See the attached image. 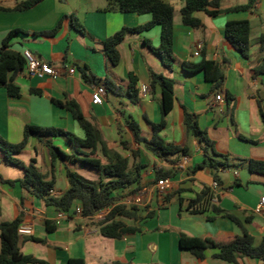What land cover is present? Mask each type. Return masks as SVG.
I'll return each mask as SVG.
<instances>
[{"label":"crops","instance_id":"0c3cea01","mask_svg":"<svg viewBox=\"0 0 264 264\" xmlns=\"http://www.w3.org/2000/svg\"><path fill=\"white\" fill-rule=\"evenodd\" d=\"M22 1L0 0V7L6 9L0 10V44L8 32L20 30L22 34L12 39L10 49L33 53L48 62L56 75L31 78L24 69L14 80L21 90L19 98H11L5 89H0V137L9 144H18L24 127L33 125L60 129L83 138L71 113L52 101L75 103L84 118L99 131L109 151L125 158L129 170L141 167L138 191L129 194L136 186L125 190L126 199L121 204L137 207L141 217L150 214V218L137 224L139 233L120 240L102 238L81 216L70 215L56 224L54 208L20 187L18 181L23 179V171L10 168L0 153V223L19 218L21 226L31 230L29 234H19L21 253L48 264H67L73 259H81L85 264H230L214 258L216 249H206L204 258L197 259L180 242L183 236L211 239L216 243L234 240L241 236V230L228 216L236 218L253 238V245L258 246L264 238V218L256 215L254 209L264 198V175L251 174L247 162L264 163V125L258 106L260 102L264 112V74H255L264 58L259 43L264 35V0H258L252 9L243 12L226 10L244 6L248 0H219L220 12L216 16L194 14L202 24L199 29L181 23L183 0H162L174 9L172 70L165 68L145 42L149 41L153 48L159 47V27L127 34L118 47L116 67H111L103 54L102 43L106 39L122 28L146 25L151 20L149 15L104 12L106 0H43L28 11H12ZM64 16L75 17L84 34L72 29L64 19L55 36L35 35L53 30ZM240 20L250 24L247 58L233 50L224 36L225 24ZM203 58L215 62L222 71L224 81L219 88L206 81L202 71H184L183 64L198 65ZM72 68L74 73L69 74ZM150 72L173 81V108L159 136L185 154L155 157L145 145L135 143L128 129V122L135 121L141 137L149 141L151 124L161 121V92L158 86H150ZM82 73L89 78L87 81ZM131 77L136 80L134 102L129 98ZM96 86L105 89L103 102L98 106L91 104ZM141 86L149 88L145 98L140 96ZM218 95L219 102L215 101ZM185 113L193 117L199 131L206 133L213 143V152L227 157V167L219 165L225 160L214 156L212 151L205 154L199 138L186 132ZM52 143L63 152L72 153L71 145L64 138H54ZM22 155L27 162L19 159ZM15 157L25 164L34 160L45 180L54 182L49 193L52 197H59L67 190L66 169L79 170L69 161L52 164L47 149L37 139H30ZM98 158L106 164L101 154ZM184 158L183 168H177ZM204 161L205 167L195 170ZM157 171L176 172L167 179L171 189L164 197L155 190ZM214 177L220 181L217 202L213 204L218 214L212 211L191 214L187 210L189 201L203 189L211 192ZM58 182L62 188L57 187ZM142 191L146 194L140 203H127ZM237 264L264 262L243 257Z\"/></svg>","mask_w":264,"mask_h":264},{"label":"trees","instance_id":"16d2710c","mask_svg":"<svg viewBox=\"0 0 264 264\" xmlns=\"http://www.w3.org/2000/svg\"><path fill=\"white\" fill-rule=\"evenodd\" d=\"M43 0H24L16 4L12 11H28L36 7ZM258 0H248L244 6L234 7L226 10V12H243L252 9ZM107 6L104 12H114L121 14H137L149 15L151 20L144 26L128 29L122 28L111 37L106 39L103 45V54L111 67H116L119 63L118 47L123 42L127 34L142 33L149 31L153 27L160 29V45L153 48L149 41H145L146 45L161 59L166 69L172 70L174 62L173 57V7L162 0H106ZM1 11H6L0 7ZM206 13L209 16H216L219 10V0H183V6L180 9L181 23L191 29H199L202 27L201 22L194 17L196 13ZM67 20L68 25L80 34H84L83 27L73 16H64L57 26L47 32L35 34L42 37L55 36L61 27L62 20ZM22 34L20 30H13L7 33L0 44V89H5L7 95L11 98H19L21 96L20 88L15 84L16 75L25 69V59L22 52H15L10 49L12 39ZM225 40L229 46L240 53L243 58L248 57L250 42V24L246 20L229 21L225 24L224 29ZM260 52L264 53V35L259 39ZM186 72L202 71L206 81L212 83L219 88L224 81V75L218 65L206 60L205 58L198 65L183 64ZM255 74H264V58L261 60L260 67L255 70ZM83 79L87 81L89 78L82 73ZM90 81H92L90 79ZM109 90L111 87L106 85ZM136 80L131 77L129 82V98L135 101ZM150 86H158L160 88L161 97L159 108L161 113V121L159 124H151L152 136L149 141L141 137V131L137 123L133 120L128 122V129L133 135L137 144H143L147 150L155 157L174 156L177 154H185L181 148L167 144L159 136L160 131L165 127V118L173 108L174 103V84L173 81L162 75L150 72ZM32 93L40 95V92L32 90ZM58 107L66 108L72 115L83 132V138H78L72 133L54 128H40L33 125H26L23 129L22 140L18 144H9L0 137V153L3 161L12 167L23 171V179L19 180L20 187L26 190L34 198L42 200L46 205L52 206L54 210L74 215L76 209H80V216L89 221L97 230L99 236L106 239L120 240L125 236L134 235L141 230L137 224L150 218V214L141 217L137 207H127L121 204L122 199L126 197L124 191L130 189L129 194L138 191L139 170L140 166H136L133 171L128 169V161L119 154L109 151L103 141L99 131L84 118L78 106L73 103H60L52 101ZM261 121L264 125V112L258 103ZM184 127L187 133L193 134L199 138L204 144V153L213 152V143L208 139L205 132L199 131L196 127L194 119L189 114H184ZM54 138H64L72 147V153L67 154L52 143ZM30 139H37L48 151L51 163H64L69 161L74 164L77 169H87L95 174L96 181H88L77 174L76 171H65L67 181V190L59 197L50 196L49 192L54 187V182L46 181L41 172L35 167L34 160L28 164L23 163L15 156L20 154L27 146ZM101 154L106 159V164L98 158ZM213 155L225 160L219 165L227 167V157L220 156L213 152ZM212 162V160H210ZM205 161L198 165L195 170H201L205 167ZM248 170L251 174L264 175V163L254 160L247 162ZM215 168V165H212ZM175 171H157L155 181L170 179L175 175ZM214 181L220 184L217 177ZM14 184V182H9ZM166 196V195H165ZM214 194L208 189H203L201 194L197 195L194 200L189 201L187 210L191 214H204L212 211L218 214L215 206L210 204V199L214 198ZM217 198V197H216ZM109 208L106 216L100 220H94V217L103 209ZM241 230V236L235 238L228 243H216L211 239H191L187 237L181 238V247L187 250L192 256L202 260L206 249H216L217 253L214 258L222 260L230 264H237L239 258L257 259L264 262V238L258 246L253 245V238L242 228V225L234 217L228 216ZM212 220V219H209ZM129 222V224L127 223ZM49 223L46 222L47 229ZM21 219L17 218L10 222L0 223V264H48L47 262L26 256L19 249V233ZM32 241H37L33 240ZM44 243L43 241H37ZM67 264H85L81 259L69 260Z\"/></svg>","mask_w":264,"mask_h":264},{"label":"built area","instance_id":"2783aa9c","mask_svg":"<svg viewBox=\"0 0 264 264\" xmlns=\"http://www.w3.org/2000/svg\"><path fill=\"white\" fill-rule=\"evenodd\" d=\"M198 49L200 50L201 47L199 46ZM23 57L25 59V70L27 73L28 77H42V76H47V77H53L56 75V72L54 71V69L52 68V66L48 63V62H44L42 60H40L37 56H35L33 53L29 52V51H23ZM69 74H73L74 70L69 69L68 71ZM140 96L142 98L147 97L148 93H149V88L147 86H141L140 87ZM105 96V89L101 86H96L93 89V92L91 94V104L98 106L101 105L103 102V97ZM221 100V96H215V101L219 102ZM186 158H184L182 160V162H180L179 164H177V168H183V164L185 163ZM234 175L236 176V172H234ZM171 189V185L169 180L165 179V180H160L158 182H156L155 184V190L156 193L160 196V197H164L165 195H167L169 193ZM211 192L214 194V198L210 199V204L213 205L217 202V195L219 192V186L216 182H214L211 185ZM51 193V192H49ZM146 192L142 191L140 193H137L135 195V197L128 201L127 203L136 205L138 203H140V201L144 198ZM109 208L103 209L102 211H100L95 217L94 220L96 221H100L102 220L106 214L109 212ZM80 209H76L75 214L76 216H80ZM254 213L258 216H261L264 218V198L260 199V202L258 203V205L255 207L254 209ZM70 217L69 214L64 213V212H59L56 214L55 217V223L58 224L61 220H64L66 218ZM31 232L30 228L24 227V226H20L18 229V233L19 234H29Z\"/></svg>","mask_w":264,"mask_h":264},{"label":"rangeland","instance_id":"374dc122","mask_svg":"<svg viewBox=\"0 0 264 264\" xmlns=\"http://www.w3.org/2000/svg\"><path fill=\"white\" fill-rule=\"evenodd\" d=\"M63 3V2H62ZM23 162H27V159L25 156H20V158ZM13 170H17L15 167H10ZM17 172V171H16ZM77 174H79L80 176H82L84 179L88 180V181H96L97 177L95 176V174H93L92 172L88 171L87 169H79L77 170ZM58 188H62V184L58 182L57 184ZM126 198H124L123 200H125ZM127 201V200H126Z\"/></svg>","mask_w":264,"mask_h":264}]
</instances>
